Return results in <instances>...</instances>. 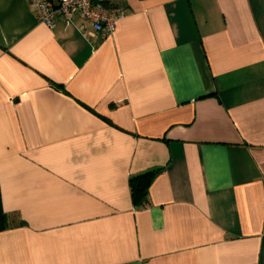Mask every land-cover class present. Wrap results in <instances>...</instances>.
<instances>
[{
  "label": "crops",
  "instance_id": "1",
  "mask_svg": "<svg viewBox=\"0 0 264 264\" xmlns=\"http://www.w3.org/2000/svg\"><path fill=\"white\" fill-rule=\"evenodd\" d=\"M97 1L0 0V264H264V0Z\"/></svg>",
  "mask_w": 264,
  "mask_h": 264
},
{
  "label": "built area",
  "instance_id": "2",
  "mask_svg": "<svg viewBox=\"0 0 264 264\" xmlns=\"http://www.w3.org/2000/svg\"><path fill=\"white\" fill-rule=\"evenodd\" d=\"M38 22L48 29L55 27L58 18L66 25L80 19L78 29L87 37L103 40L115 31L122 13L107 12L97 0H27ZM88 26L92 29L87 30Z\"/></svg>",
  "mask_w": 264,
  "mask_h": 264
},
{
  "label": "trees",
  "instance_id": "3",
  "mask_svg": "<svg viewBox=\"0 0 264 264\" xmlns=\"http://www.w3.org/2000/svg\"><path fill=\"white\" fill-rule=\"evenodd\" d=\"M102 4L107 6L105 2H102ZM154 173L155 171H149L133 178L132 187L135 200L146 195L148 186L154 176ZM13 223V216L3 211L0 199V231L11 227Z\"/></svg>",
  "mask_w": 264,
  "mask_h": 264
}]
</instances>
